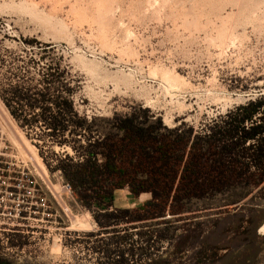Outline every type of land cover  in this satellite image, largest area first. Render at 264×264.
<instances>
[{
	"label": "rangeland",
	"instance_id": "1",
	"mask_svg": "<svg viewBox=\"0 0 264 264\" xmlns=\"http://www.w3.org/2000/svg\"><path fill=\"white\" fill-rule=\"evenodd\" d=\"M52 68L62 82L51 85L52 95H68L98 130L142 105L167 127L200 132L264 97V0H0V92L14 84L35 92ZM20 103L27 116L40 110ZM8 114L17 156L27 148L55 187L42 219L0 229L8 264H264V188L241 189L247 196L231 204L239 191L191 202L184 213L167 214L168 224L121 220L103 228L94 217L103 210L84 206L72 188L59 191L54 166L64 153L73 156L69 143ZM149 197L116 189L108 210ZM207 248L216 256L203 255Z\"/></svg>",
	"mask_w": 264,
	"mask_h": 264
},
{
	"label": "trees",
	"instance_id": "2",
	"mask_svg": "<svg viewBox=\"0 0 264 264\" xmlns=\"http://www.w3.org/2000/svg\"><path fill=\"white\" fill-rule=\"evenodd\" d=\"M58 74V68L49 69L35 92L14 84L0 97L20 127L39 122L50 129L49 139L58 145L69 143L73 156L64 153L54 168L84 206L103 210L94 216L103 228L121 220L168 224L167 214L180 215L191 202L239 191L231 204L247 196L244 188H264L263 96L216 118L200 132L183 123L167 127L142 105L114 114L98 130L95 119L78 114L68 95H52L51 85L62 83ZM20 102L40 110L27 116ZM76 135L84 137L83 143L73 138ZM120 188L150 197L133 208L109 211L113 191ZM202 253L211 258L217 254L212 248ZM0 264L8 263L0 258Z\"/></svg>",
	"mask_w": 264,
	"mask_h": 264
},
{
	"label": "built area",
	"instance_id": "3",
	"mask_svg": "<svg viewBox=\"0 0 264 264\" xmlns=\"http://www.w3.org/2000/svg\"><path fill=\"white\" fill-rule=\"evenodd\" d=\"M7 109V108H6ZM13 120L6 110L0 113V229L9 230L23 222L39 216L42 219L50 210L53 194L45 180L47 171L43 164L33 166L27 148L22 147L23 156L15 152L11 127ZM8 130V131H7ZM8 132V133H7ZM11 135H8V134ZM19 148V147H17ZM59 191L70 192L69 184L58 180Z\"/></svg>",
	"mask_w": 264,
	"mask_h": 264
},
{
	"label": "bare ground",
	"instance_id": "4",
	"mask_svg": "<svg viewBox=\"0 0 264 264\" xmlns=\"http://www.w3.org/2000/svg\"><path fill=\"white\" fill-rule=\"evenodd\" d=\"M264 230V225L261 226V231Z\"/></svg>",
	"mask_w": 264,
	"mask_h": 264
}]
</instances>
